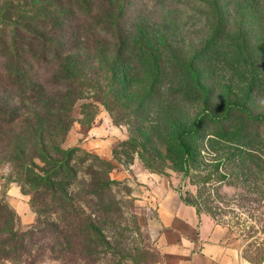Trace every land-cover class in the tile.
I'll return each mask as SVG.
<instances>
[{"label":"rangeland","instance_id":"rangeland-1","mask_svg":"<svg viewBox=\"0 0 264 264\" xmlns=\"http://www.w3.org/2000/svg\"><path fill=\"white\" fill-rule=\"evenodd\" d=\"M87 1L0 0V9L13 2L57 17L67 57L34 64L42 91L20 94L0 73V104L20 108L0 131V204L14 213L2 231L59 217L91 229L85 250L80 236L68 255L46 242L33 264H264V0ZM114 19L119 49L114 32L93 30ZM67 71L95 87L55 96V76ZM209 114L222 121L206 120L186 156L175 134ZM38 124L47 149L75 148L71 208L30 181L46 167L40 158L31 173L11 161L31 156ZM181 195L201 202L200 214Z\"/></svg>","mask_w":264,"mask_h":264},{"label":"trees","instance_id":"trees-1","mask_svg":"<svg viewBox=\"0 0 264 264\" xmlns=\"http://www.w3.org/2000/svg\"><path fill=\"white\" fill-rule=\"evenodd\" d=\"M68 1L69 3L76 1L81 7L89 8L87 0ZM125 2L121 0V8ZM202 4L209 10V2L203 1ZM216 8L221 11L220 7L217 6ZM219 11L215 9L213 13L218 15ZM56 18L55 16L40 14L34 7L27 9L25 6L13 2L6 3L4 8L0 9V73L8 84L13 88H18L20 94L43 90L44 86L40 84L38 78H35L34 64L39 67L42 66L41 68L44 67V69H50L57 64L60 65L62 60L65 64L67 60V57L63 59L62 51H60V40L63 38V34H58L60 24L57 23ZM103 23V21L96 20L93 30L96 29L97 33L105 35L114 32L113 35L119 43L117 49H119L126 42L125 40L122 41L117 33L118 28H116V25L120 24L119 20L114 19L105 22V25ZM91 77L89 75L80 77L72 71H67L63 75H56L54 88L60 90L57 91L55 96H59L58 93H62L61 90L63 89H67L70 94L72 89L95 87ZM63 95L59 97H63ZM233 105L234 108L231 111L248 110L243 105L237 103ZM19 110L18 107L10 108L0 104V131L6 125L14 124L19 120ZM262 119L264 125V116H262ZM206 120L210 123L222 121L219 116L214 114L199 116L189 129H183L175 134V146L186 156L192 154L188 140L198 135ZM36 128L33 130V134L37 141H34L31 156L25 151H21L19 155L12 157L11 161L16 167L26 169L28 173H31V162H33L31 157L40 158L46 167L42 169V173H39L36 177L33 176L30 181L35 184L45 198H50L53 203L59 204L64 209H66L65 207L71 208L74 205L69 188L75 182L73 179H77L76 169L72 164L75 148L68 149L55 144L47 149L44 144L43 132H37L42 126L38 124ZM211 134L217 138H224V133H222V136L216 133ZM186 168L188 170L189 166L187 165ZM181 198L187 204L196 205L200 214L199 205L201 202L192 200L189 195H181ZM13 217L14 213L8 210L5 205L0 204V264H3L4 261H10L13 264H20L21 262L33 264L43 254L44 251L42 250L46 242H52L50 246L52 253L57 252L56 243L64 244V248H61L59 252H65L68 255L76 252V245L71 244L70 239L77 236L82 237L84 245L81 248L86 249L85 244L87 245V241L82 235L88 236L91 229L81 231V228L78 229L75 225L70 226L65 223V219L63 222L59 217L58 219H40L36 225L25 231L15 229L10 230L9 233L2 231L4 224L9 222L8 220H12ZM72 230H74V233H72ZM96 231L98 232L97 229ZM96 244L95 247L93 246L94 248L100 246L98 242ZM60 256L58 255V257Z\"/></svg>","mask_w":264,"mask_h":264},{"label":"crops","instance_id":"crops-1","mask_svg":"<svg viewBox=\"0 0 264 264\" xmlns=\"http://www.w3.org/2000/svg\"><path fill=\"white\" fill-rule=\"evenodd\" d=\"M225 260H226L225 258L211 259V258H208V257H203V258L197 260V264H225L224 263Z\"/></svg>","mask_w":264,"mask_h":264}]
</instances>
